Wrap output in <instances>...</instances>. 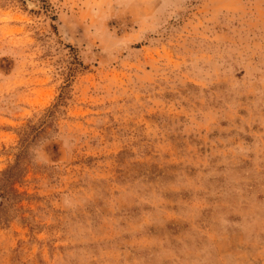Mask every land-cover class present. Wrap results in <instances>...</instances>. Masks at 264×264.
I'll return each instance as SVG.
<instances>
[{
	"label": "rangeland",
	"instance_id": "374dc122",
	"mask_svg": "<svg viewBox=\"0 0 264 264\" xmlns=\"http://www.w3.org/2000/svg\"><path fill=\"white\" fill-rule=\"evenodd\" d=\"M0 264H264V0H0Z\"/></svg>",
	"mask_w": 264,
	"mask_h": 264
},
{
	"label": "trees",
	"instance_id": "16d2710c",
	"mask_svg": "<svg viewBox=\"0 0 264 264\" xmlns=\"http://www.w3.org/2000/svg\"><path fill=\"white\" fill-rule=\"evenodd\" d=\"M41 7H43V8H45L46 9V7L44 6V5H42ZM8 176V175H7Z\"/></svg>",
	"mask_w": 264,
	"mask_h": 264
}]
</instances>
